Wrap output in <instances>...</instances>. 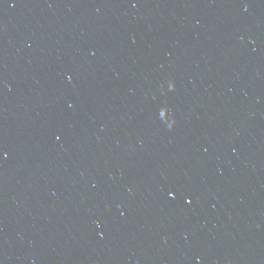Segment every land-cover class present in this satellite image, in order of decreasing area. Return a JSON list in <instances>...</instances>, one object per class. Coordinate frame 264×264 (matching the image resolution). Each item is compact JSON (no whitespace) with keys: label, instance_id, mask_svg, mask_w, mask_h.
<instances>
[{"label":"water","instance_id":"95a60500","mask_svg":"<svg viewBox=\"0 0 264 264\" xmlns=\"http://www.w3.org/2000/svg\"><path fill=\"white\" fill-rule=\"evenodd\" d=\"M0 264H264V0H0Z\"/></svg>","mask_w":264,"mask_h":264},{"label":"snow or ice","instance_id":"6c2138e0","mask_svg":"<svg viewBox=\"0 0 264 264\" xmlns=\"http://www.w3.org/2000/svg\"><path fill=\"white\" fill-rule=\"evenodd\" d=\"M188 203H191V201H188Z\"/></svg>","mask_w":264,"mask_h":264}]
</instances>
